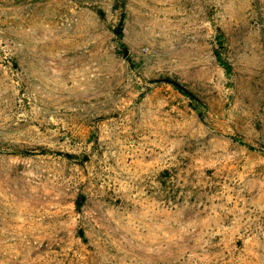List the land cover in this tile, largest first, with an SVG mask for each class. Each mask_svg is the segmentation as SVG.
Here are the masks:
<instances>
[{
  "label": "rangeland",
  "instance_id": "obj_1",
  "mask_svg": "<svg viewBox=\"0 0 264 264\" xmlns=\"http://www.w3.org/2000/svg\"><path fill=\"white\" fill-rule=\"evenodd\" d=\"M0 264H264V0H0Z\"/></svg>",
  "mask_w": 264,
  "mask_h": 264
},
{
  "label": "trees",
  "instance_id": "obj_2",
  "mask_svg": "<svg viewBox=\"0 0 264 264\" xmlns=\"http://www.w3.org/2000/svg\"><path fill=\"white\" fill-rule=\"evenodd\" d=\"M117 33L120 35L121 34V25L117 28ZM178 87H180V89H181V91H184L186 94H188L189 92H187L182 86H180V85H177ZM188 95H190V94H188Z\"/></svg>",
  "mask_w": 264,
  "mask_h": 264
}]
</instances>
